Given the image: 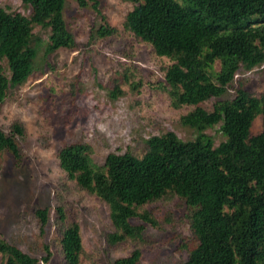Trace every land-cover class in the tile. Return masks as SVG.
<instances>
[{
  "label": "trees",
  "instance_id": "16d2710c",
  "mask_svg": "<svg viewBox=\"0 0 264 264\" xmlns=\"http://www.w3.org/2000/svg\"><path fill=\"white\" fill-rule=\"evenodd\" d=\"M20 1L30 9L27 16L0 8V104L32 74L40 50L46 57L74 47L62 16L66 0ZM73 1L83 7L93 0ZM120 1L132 5L123 30L167 62L156 89L171 108L187 109L177 122L197 135L190 141L171 132L151 136L139 158L109 153L101 165L92 162L88 145H65L56 153L59 169L106 206L110 245L140 240L145 224L157 227L145 207L178 199L194 241L181 264H264V93L254 97L241 85L233 87L237 72L264 66V0ZM101 21L99 38L116 35L102 16ZM33 26L48 32L46 43ZM228 89L234 90L231 100H216L210 110L201 106ZM114 92L122 94L118 88ZM256 117L261 130L250 136ZM217 125L225 140L213 146L202 132ZM22 135L19 123L8 133L0 130V153L18 161L15 137ZM55 213L64 264H79L78 225L65 221L61 207ZM34 215L42 226L47 223V209ZM48 257L32 258L0 237V264H46ZM112 264H140V252L134 249Z\"/></svg>",
  "mask_w": 264,
  "mask_h": 264
},
{
  "label": "rangeland",
  "instance_id": "374dc122",
  "mask_svg": "<svg viewBox=\"0 0 264 264\" xmlns=\"http://www.w3.org/2000/svg\"><path fill=\"white\" fill-rule=\"evenodd\" d=\"M0 8L23 16L30 11L20 0H0ZM131 8L120 0L87 1L83 7L66 0L62 16L74 47L46 57L40 50L32 74L8 90L0 104V130L8 133L12 123L23 129V135L15 137L19 160L0 153V237L37 260L49 255L46 264H64L56 207H61L66 222L78 225L79 264H112L134 249L140 252V264H181L187 257L185 248L194 245L185 205L178 199L145 207L157 227L145 224L140 240L108 244L105 236L112 228L106 206L79 190L58 167L56 153L65 145H88L92 162L101 165L109 153L128 152L139 158L144 140L151 136L171 132L190 141L197 135L177 122L187 109L171 108L165 94L156 89L166 60L156 58L146 44L123 30L121 24ZM101 16L116 35H96ZM32 32L46 43V30L33 26ZM238 85L254 97L262 95L264 66L237 72L233 87ZM114 88L122 94L113 93ZM233 91L228 89L201 106L210 110L216 100H231ZM260 130L256 117L249 135ZM202 134L213 146L225 140L218 125ZM41 209L48 210L44 226L34 215Z\"/></svg>",
  "mask_w": 264,
  "mask_h": 264
}]
</instances>
